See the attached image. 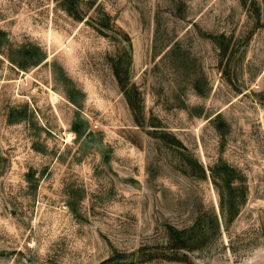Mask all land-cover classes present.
Returning a JSON list of instances; mask_svg holds the SVG:
<instances>
[{
  "label": "rangeland",
  "instance_id": "rangeland-1",
  "mask_svg": "<svg viewBox=\"0 0 264 264\" xmlns=\"http://www.w3.org/2000/svg\"><path fill=\"white\" fill-rule=\"evenodd\" d=\"M0 264H264V0H0Z\"/></svg>",
  "mask_w": 264,
  "mask_h": 264
}]
</instances>
